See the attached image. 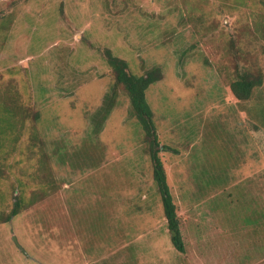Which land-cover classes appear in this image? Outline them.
Listing matches in <instances>:
<instances>
[{
  "label": "rangeland",
  "instance_id": "obj_1",
  "mask_svg": "<svg viewBox=\"0 0 264 264\" xmlns=\"http://www.w3.org/2000/svg\"><path fill=\"white\" fill-rule=\"evenodd\" d=\"M105 49L133 74L163 70L147 100L175 150L161 156L183 253L120 86L93 132L115 86ZM245 72L264 75V0H0V264L102 256L111 227L109 264H264V84L238 102ZM118 205L143 229L138 245L118 244L131 237Z\"/></svg>",
  "mask_w": 264,
  "mask_h": 264
},
{
  "label": "trees",
  "instance_id": "obj_2",
  "mask_svg": "<svg viewBox=\"0 0 264 264\" xmlns=\"http://www.w3.org/2000/svg\"><path fill=\"white\" fill-rule=\"evenodd\" d=\"M103 54L115 77V86L105 95L102 105L91 117L94 127L93 132L96 135L101 133L106 121L117 106L119 94L117 87L120 86L129 99L131 115L137 119L144 133V141L152 164L153 180L161 195L171 241L175 249L183 253L186 249L181 232L180 218L170 189L165 162L161 156L162 152L172 151L173 149L161 144L154 112L147 100L148 89L164 78L163 70L160 66H154L143 75H136L131 73L128 61L114 55L110 49H105ZM263 84L264 75L262 73L253 75L250 72H245L231 84L230 88L233 97L238 102H245L249 101L253 96L254 90L263 86ZM246 112L256 128V123L261 119L260 114L255 108L253 110L249 108ZM86 156L85 152L78 155L81 159ZM86 158L89 159V157ZM86 158L83 160L84 162H88ZM22 204V199L17 198L15 208L8 215L6 221H10L20 215L23 208Z\"/></svg>",
  "mask_w": 264,
  "mask_h": 264
},
{
  "label": "crops",
  "instance_id": "obj_3",
  "mask_svg": "<svg viewBox=\"0 0 264 264\" xmlns=\"http://www.w3.org/2000/svg\"><path fill=\"white\" fill-rule=\"evenodd\" d=\"M121 205H123V204H121ZM117 209H118V213L121 216H120L119 220L117 221L116 225H120L121 228L126 226L127 228H129V230L131 229V231L128 233L131 237L127 239L128 241L125 240L121 243H118L116 241L115 243L121 244V246H130L133 244L138 245V243L144 239L142 237L143 236V233H142L143 229H140V227H138L139 222L136 221L135 219L131 220L127 216L125 217V214L127 212L124 211V208L119 209V205H118ZM123 216L125 217V221H123ZM112 223H113V221H112ZM138 229H139V232L141 233L142 236H138V232H137ZM78 230H79V228H78ZM111 232H112V227H111L110 232H109V239L111 240L110 246L112 245V241H113ZM78 235L79 234H77V236ZM73 242H76V237L73 239ZM77 244H79V243L77 242ZM110 246L104 247V249L108 248V250H107V253L102 255V256L101 255L100 256H93V255H96L95 252L97 249L95 250V247L97 248V246H93L94 248L91 247V251L94 249V254H90V253L87 254L88 252L84 253L83 251H80L81 253L79 255L73 256V259L71 260V264H109L111 261V259H110L111 258ZM90 255H91V257H90ZM22 264H63V261L59 260L58 258L57 259L45 258V257L41 256L40 254H38L34 257L23 258ZM118 264H123V263L120 261Z\"/></svg>",
  "mask_w": 264,
  "mask_h": 264
}]
</instances>
